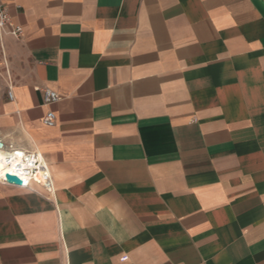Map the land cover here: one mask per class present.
<instances>
[{"label":"crops","instance_id":"1","mask_svg":"<svg viewBox=\"0 0 264 264\" xmlns=\"http://www.w3.org/2000/svg\"><path fill=\"white\" fill-rule=\"evenodd\" d=\"M1 1L0 264H264V0Z\"/></svg>","mask_w":264,"mask_h":264},{"label":"built area","instance_id":"2","mask_svg":"<svg viewBox=\"0 0 264 264\" xmlns=\"http://www.w3.org/2000/svg\"><path fill=\"white\" fill-rule=\"evenodd\" d=\"M23 36V27L15 23L8 12L7 5L0 0V48L5 37H12L16 40ZM7 96L12 98L11 87L6 84ZM59 100V95L51 90L45 89L43 93V104L51 105ZM43 125L51 127L55 124L53 111L48 110L42 118ZM5 174L15 175L22 180L25 189L34 190V187H41L45 192L53 190V179L51 171L42 156L33 149H26L15 143L0 138V182L7 183ZM14 185V184H13Z\"/></svg>","mask_w":264,"mask_h":264},{"label":"water","instance_id":"3","mask_svg":"<svg viewBox=\"0 0 264 264\" xmlns=\"http://www.w3.org/2000/svg\"><path fill=\"white\" fill-rule=\"evenodd\" d=\"M5 179L8 183L14 184V185H22L23 183L22 180L17 178L15 175H11V174H5Z\"/></svg>","mask_w":264,"mask_h":264}]
</instances>
